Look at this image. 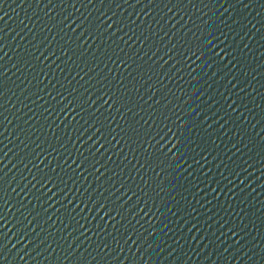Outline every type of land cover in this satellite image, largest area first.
I'll return each instance as SVG.
<instances>
[{
    "label": "water",
    "instance_id": "obj_1",
    "mask_svg": "<svg viewBox=\"0 0 264 264\" xmlns=\"http://www.w3.org/2000/svg\"><path fill=\"white\" fill-rule=\"evenodd\" d=\"M264 0H0V264H257Z\"/></svg>",
    "mask_w": 264,
    "mask_h": 264
}]
</instances>
